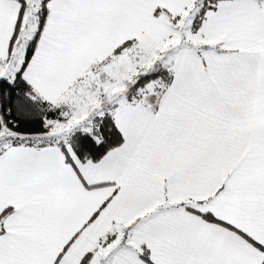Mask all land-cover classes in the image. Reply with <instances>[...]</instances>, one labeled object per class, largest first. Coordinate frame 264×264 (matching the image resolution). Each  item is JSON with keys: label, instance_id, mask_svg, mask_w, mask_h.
I'll return each instance as SVG.
<instances>
[{"label": "snow or ice", "instance_id": "6c2138e0", "mask_svg": "<svg viewBox=\"0 0 264 264\" xmlns=\"http://www.w3.org/2000/svg\"><path fill=\"white\" fill-rule=\"evenodd\" d=\"M0 264H264V0H0Z\"/></svg>", "mask_w": 264, "mask_h": 264}]
</instances>
